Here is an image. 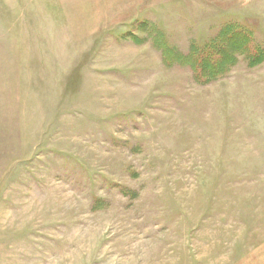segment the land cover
I'll return each instance as SVG.
<instances>
[{
  "label": "rangeland",
  "instance_id": "1",
  "mask_svg": "<svg viewBox=\"0 0 264 264\" xmlns=\"http://www.w3.org/2000/svg\"><path fill=\"white\" fill-rule=\"evenodd\" d=\"M0 264H264V0H0Z\"/></svg>",
  "mask_w": 264,
  "mask_h": 264
}]
</instances>
